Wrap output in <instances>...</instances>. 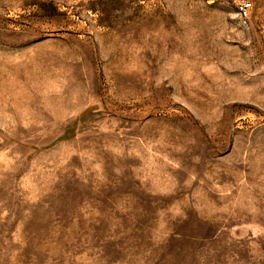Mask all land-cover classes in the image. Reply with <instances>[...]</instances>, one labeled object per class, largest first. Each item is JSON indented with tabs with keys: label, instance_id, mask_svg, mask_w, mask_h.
I'll return each mask as SVG.
<instances>
[{
	"label": "rangeland",
	"instance_id": "obj_1",
	"mask_svg": "<svg viewBox=\"0 0 264 264\" xmlns=\"http://www.w3.org/2000/svg\"><path fill=\"white\" fill-rule=\"evenodd\" d=\"M0 264H264V0H0Z\"/></svg>",
	"mask_w": 264,
	"mask_h": 264
},
{
	"label": "built area",
	"instance_id": "obj_2",
	"mask_svg": "<svg viewBox=\"0 0 264 264\" xmlns=\"http://www.w3.org/2000/svg\"><path fill=\"white\" fill-rule=\"evenodd\" d=\"M246 8H248V5H246V4H243V6H241V10H242L243 13H244Z\"/></svg>",
	"mask_w": 264,
	"mask_h": 264
}]
</instances>
